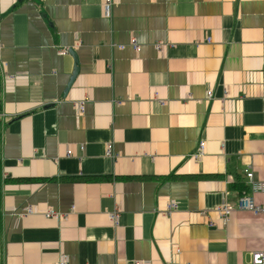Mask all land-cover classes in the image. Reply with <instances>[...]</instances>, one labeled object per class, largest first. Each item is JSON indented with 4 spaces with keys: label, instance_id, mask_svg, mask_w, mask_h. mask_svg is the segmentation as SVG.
I'll list each match as a JSON object with an SVG mask.
<instances>
[{
    "label": "crops",
    "instance_id": "crops-1",
    "mask_svg": "<svg viewBox=\"0 0 264 264\" xmlns=\"http://www.w3.org/2000/svg\"><path fill=\"white\" fill-rule=\"evenodd\" d=\"M0 74V264L264 249V0H0Z\"/></svg>",
    "mask_w": 264,
    "mask_h": 264
},
{
    "label": "built area",
    "instance_id": "built-area-1",
    "mask_svg": "<svg viewBox=\"0 0 264 264\" xmlns=\"http://www.w3.org/2000/svg\"><path fill=\"white\" fill-rule=\"evenodd\" d=\"M18 1V0H17ZM87 1V0H82ZM117 0H105V8L109 11L111 7L115 4ZM133 46L136 51H139L140 48L136 45L135 41H133ZM66 50L63 51V54H65ZM208 96L211 98V92L208 93ZM84 104H81L80 111H83ZM205 148V142H202L200 144L199 150H198V156H201L204 153ZM69 155H71V151L68 152ZM108 156H111V151L109 150L107 153ZM247 179H248V185L251 188L252 195L243 194L238 198V208H235L231 204H225L219 207H216V209H213L215 213L219 215V217L224 221V223H227L232 215V213L235 211V209H240L241 211H248L253 213L257 216H263L264 217V203L259 204L255 200L256 195H262L264 196V181H257L255 180L253 171H247L246 173ZM177 205L175 203L170 204L171 209H176ZM35 211L32 208L27 209V213L31 214ZM205 214V213H203ZM47 217H54L58 216L53 211L46 212ZM118 213L111 214V220L115 225L118 224ZM59 264H66L65 261L60 262ZM135 264H141L140 262H136ZM251 264H264V249L260 252H255L252 254L251 257Z\"/></svg>",
    "mask_w": 264,
    "mask_h": 264
},
{
    "label": "trees",
    "instance_id": "trees-1",
    "mask_svg": "<svg viewBox=\"0 0 264 264\" xmlns=\"http://www.w3.org/2000/svg\"><path fill=\"white\" fill-rule=\"evenodd\" d=\"M0 89H1V74H0ZM24 182V181H17ZM1 215H2V178H1V169H0V229H1ZM1 240V233H0Z\"/></svg>",
    "mask_w": 264,
    "mask_h": 264
},
{
    "label": "water",
    "instance_id": "water-1",
    "mask_svg": "<svg viewBox=\"0 0 264 264\" xmlns=\"http://www.w3.org/2000/svg\"><path fill=\"white\" fill-rule=\"evenodd\" d=\"M70 53H71V52H70ZM71 54L73 55V53H71ZM73 56H74V55H73ZM74 57H75V56H74ZM75 62L77 63V59H76V57H75ZM78 74H79V69H78V66L76 65V68H75L74 74H73V76H72V78H71V81H70V83H69V85H68V89H70V88L72 87V85L74 84V82H75V80H76Z\"/></svg>",
    "mask_w": 264,
    "mask_h": 264
}]
</instances>
